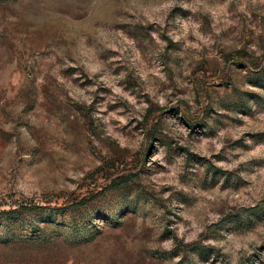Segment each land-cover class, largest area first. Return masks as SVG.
I'll use <instances>...</instances> for the list:
<instances>
[{
	"label": "rangeland",
	"instance_id": "1",
	"mask_svg": "<svg viewBox=\"0 0 264 264\" xmlns=\"http://www.w3.org/2000/svg\"><path fill=\"white\" fill-rule=\"evenodd\" d=\"M0 264H264V0H0Z\"/></svg>",
	"mask_w": 264,
	"mask_h": 264
}]
</instances>
